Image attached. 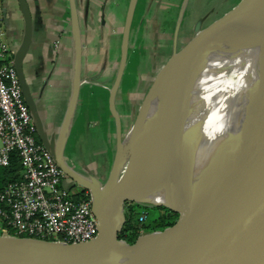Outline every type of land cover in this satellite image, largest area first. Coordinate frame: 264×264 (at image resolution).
I'll list each match as a JSON object with an SVG mask.
<instances>
[{"label": "water", "instance_id": "1", "mask_svg": "<svg viewBox=\"0 0 264 264\" xmlns=\"http://www.w3.org/2000/svg\"><path fill=\"white\" fill-rule=\"evenodd\" d=\"M18 3L24 17L25 29L22 43L14 55V65L25 101L39 131L24 71V60L33 41L34 19L28 0H18ZM136 3L137 0L130 2L124 28L121 64L111 94L118 136L109 177L104 182H100L95 176L86 177L74 169L65 155L82 82V45L77 34L73 0L71 13L77 50L74 89L58 137L52 144L44 140L42 142L68 179L80 187L81 192H89L93 212L99 221L98 235L87 242L66 243L0 234V264H130L124 261V254L140 246L142 235H139L134 243L120 238L127 221L125 205L128 202L163 206L179 214L174 225L145 233L153 238L147 252L136 264H264V149L254 151L232 163L227 171L217 177L204 200L197 205L205 190L194 186L191 154L193 142L190 139H177L167 143L179 133L178 127L182 124L180 114L188 102L183 96V90L187 83H192L195 75L200 73L205 65L207 48L218 37L230 31L244 37L264 36L262 23L244 27L249 21L246 19L248 16L264 11V0H241L234 8L207 26L202 27L198 23L194 36L180 50L174 52L162 67L161 71L179 55L176 60L177 68L167 92L166 111L157 144L158 158L144 174H135L134 168L139 163L142 166V162L138 160L144 159L152 144L150 140L148 143L138 141L137 135L142 115L158 86L161 71L140 104L129 132V137L133 136L135 145L132 147L128 143L129 160L126 167L125 137L122 136L120 117L113 107L114 97L127 65L130 28ZM185 7L186 3L178 21L176 37ZM4 21L6 22V19ZM257 84L260 94L264 95V65L260 69ZM263 114L264 98L247 113L246 118ZM200 142L198 140V143ZM175 173L180 177L177 188H165V192L160 194L163 202L156 201L153 198L154 193L162 192L163 186ZM180 188L185 194L183 199H180V193L177 191ZM179 205H186L183 214Z\"/></svg>", "mask_w": 264, "mask_h": 264}, {"label": "crops", "instance_id": "2", "mask_svg": "<svg viewBox=\"0 0 264 264\" xmlns=\"http://www.w3.org/2000/svg\"><path fill=\"white\" fill-rule=\"evenodd\" d=\"M4 1L6 6L5 30L15 55L24 35V17L18 0ZM73 1L76 11L77 34L82 45V82L70 136L75 129L76 131L95 130L98 132L110 131V135L117 139L118 126L112 109L111 94L116 85L121 64L124 28L131 0ZM164 1L137 0L136 3V10L140 2L145 3V14L140 15L135 23V10L130 28L127 65L113 103V107L120 117L123 137L133 127L138 105L142 103L153 84V71L158 68L160 61L166 59L164 52L169 53L170 57L172 52L168 51L174 50V43L179 41V36L176 37V28L183 7L186 3L184 18L190 0H178L177 20L171 29L164 28L163 30L156 11L159 5L170 4V1L166 0V3ZM28 3L33 13L34 32L31 47L24 60V71L34 103L33 114L40 127L37 131V138L41 142L46 141L52 144L59 135L74 89L77 50L71 0H28ZM144 23L146 25L142 32L136 26L138 24L142 26ZM133 27L136 28L133 29ZM138 35H143L142 38L148 39V46L145 47L148 59L146 62L142 60L140 64L136 58L139 47ZM133 40H137V42L132 46ZM56 42L60 43L59 48L55 47ZM165 43L166 46H164ZM168 59L163 65L167 63ZM136 74L143 75V77L138 76L135 89L126 92V85ZM93 106H95V110H93ZM94 111L96 117L91 116V112L93 114ZM81 120L82 124L79 128L78 122ZM68 143L69 139L66 148ZM114 147L113 154L115 156L116 143ZM66 148L65 155L67 156ZM68 161L77 170L69 158ZM79 173L86 177L91 176V174L88 176L82 172ZM68 182L72 181L68 179Z\"/></svg>", "mask_w": 264, "mask_h": 264}, {"label": "bare ground", "instance_id": "3", "mask_svg": "<svg viewBox=\"0 0 264 264\" xmlns=\"http://www.w3.org/2000/svg\"><path fill=\"white\" fill-rule=\"evenodd\" d=\"M246 19L249 21L244 27L258 23H262L264 27V11ZM207 52V59L200 73L183 90V96L188 102L180 114L182 124L178 127L179 133L176 138H170L167 142L172 143L177 139H190L193 142L191 154L194 186L205 190L197 205L204 200L212 183L232 163L264 149V114L246 118L247 113L264 98L257 84L260 69L264 65V36L244 37L230 31L210 44ZM178 57L179 55L161 71L158 86L142 115L137 138L146 143L150 140L152 145L146 151L144 159L138 160L142 162V166L141 163L135 166V174H144L158 158L157 144L166 111L165 102ZM249 84L253 86L249 87ZM129 140L133 147V136ZM198 140L201 142L198 143ZM179 178L177 173L172 175L163 186V191L155 192L153 198L163 202L160 194L165 192V188H177ZM177 191L180 199H183V189ZM179 207H182L183 214L186 205ZM152 238L149 234L142 235L140 246L126 252L124 261L136 264L147 252Z\"/></svg>", "mask_w": 264, "mask_h": 264}, {"label": "built area", "instance_id": "4", "mask_svg": "<svg viewBox=\"0 0 264 264\" xmlns=\"http://www.w3.org/2000/svg\"><path fill=\"white\" fill-rule=\"evenodd\" d=\"M4 8L0 0V234L66 243L93 240L99 221L91 196L75 198L78 192L68 186L65 172L36 136L5 30ZM15 154L21 162L19 178H9L5 170ZM138 220L143 235L148 213L142 211Z\"/></svg>", "mask_w": 264, "mask_h": 264}, {"label": "rangeland", "instance_id": "5", "mask_svg": "<svg viewBox=\"0 0 264 264\" xmlns=\"http://www.w3.org/2000/svg\"><path fill=\"white\" fill-rule=\"evenodd\" d=\"M165 1L164 3H166ZM168 1H170L169 5L166 6L165 4L159 5L158 10L156 11L157 18L160 21V26L161 28H163V30L164 28L171 29V26L176 22L178 15V7H177L178 0H168ZM240 1L241 0H190L184 18L182 19V25H180V28H178L177 30V35L179 36L177 37L179 38V41H176V43H174L175 49L174 50L171 49L168 52L170 53L172 52L173 54L174 52L180 50L182 46H184L194 36V31L196 30L198 23H200L201 26L203 27L207 26L209 23L213 22L215 19L219 18L227 11L234 8L237 4H239ZM142 2H140L136 10L135 23L140 15L145 14V3L142 4ZM139 25L140 24L135 26L137 27V29L144 32L143 29H145L146 24L144 23L142 26L140 25V27H138ZM136 27H133V29H135ZM142 37L143 35L137 36L139 40L138 43L139 47L137 48L138 52L136 55L138 64H140L142 60L143 62H146L148 59L147 52L145 49V47L148 46V39H144ZM136 42L137 40L135 41L133 40V42L131 43L132 46ZM164 46H166V43ZM164 54L166 55L165 56L166 59L164 61H160L158 64V68L155 69V71H153L154 81L157 75L159 74V72L161 71L162 67L164 66L163 65L164 62L169 57V53L164 52ZM133 65H135V63H133ZM138 76L143 77V75H137V74L134 75L133 79H131L129 84L126 85L125 87L126 92L127 90L130 91L135 89L138 82ZM251 86H253V84H249V87ZM140 104L141 103H139L138 106H140ZM93 110H95V106H93ZM137 112H138V108H137ZM91 116L92 117L97 116L95 114V111L93 112V114L91 112ZM81 124H82V120L78 122L79 128ZM129 132L125 136L126 161L124 167L127 166L129 160V147H128V143H130ZM112 133L114 134V132ZM110 134H111L110 131L108 132H98L95 130L76 131V129L72 131L71 136L69 138L68 147L66 148V154L79 172H82L88 176L89 174H91V176H95L97 179H99L100 182H104L109 177L111 171L110 166L112 167V163L114 160L113 152L115 150L113 148H115L114 146L116 143L115 137H113ZM86 194H89V192ZM143 208L146 209L144 210ZM126 210H127V206H126ZM142 211H146L148 213L147 224L152 222L153 219H156L158 215L164 214L166 212L165 209H162L159 206H151V205L136 206L135 213ZM146 232L149 233L151 231L146 230ZM139 235H140V231H139ZM139 235H136L135 233V236L132 235L130 239L135 240L138 238L137 236Z\"/></svg>", "mask_w": 264, "mask_h": 264}, {"label": "trees", "instance_id": "6", "mask_svg": "<svg viewBox=\"0 0 264 264\" xmlns=\"http://www.w3.org/2000/svg\"><path fill=\"white\" fill-rule=\"evenodd\" d=\"M20 169H21V162H20L19 156L15 154L13 158L11 159V165L9 166V168H7V170H5V174H8L7 177L9 178H13V177L19 178ZM75 197H77V199L89 198L90 195L83 193V192H79L75 195ZM138 205L139 204L128 202L127 210H126L127 221L120 234V238L125 239L129 243L135 242L136 239L131 240L130 237L132 235L135 236V233L136 235H139V230L141 228L139 224V220H138L139 214L141 212L135 213V208ZM160 208L165 209L166 212L164 214L158 215L156 219L152 220V222L148 224L146 222L145 224H143L146 230L154 231L157 229H164L166 227L174 225L176 221L178 220V217H179L178 213H175L171 211L170 209L163 207V206H161ZM143 209L145 210L146 208H143Z\"/></svg>", "mask_w": 264, "mask_h": 264}, {"label": "flooded vegetation", "instance_id": "7", "mask_svg": "<svg viewBox=\"0 0 264 264\" xmlns=\"http://www.w3.org/2000/svg\"><path fill=\"white\" fill-rule=\"evenodd\" d=\"M6 7V6H5ZM5 13V8H4V11H3V14ZM5 18V17H4ZM68 186L72 189V190H74V191H76V192H81V188L80 187H78V186H76L73 182H68ZM83 193H88V191H86V192H83Z\"/></svg>", "mask_w": 264, "mask_h": 264}]
</instances>
